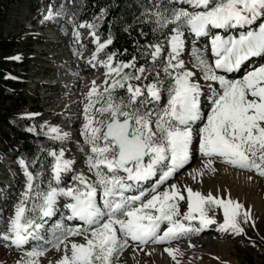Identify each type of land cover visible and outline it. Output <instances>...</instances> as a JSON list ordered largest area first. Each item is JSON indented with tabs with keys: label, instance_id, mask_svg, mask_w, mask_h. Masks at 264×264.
Listing matches in <instances>:
<instances>
[{
	"label": "snow or ice",
	"instance_id": "1",
	"mask_svg": "<svg viewBox=\"0 0 264 264\" xmlns=\"http://www.w3.org/2000/svg\"><path fill=\"white\" fill-rule=\"evenodd\" d=\"M177 3L192 10L178 8L156 13L158 28L172 25L166 33L167 53L159 44L148 45L150 63H161L169 77L167 100L159 107L147 108L148 103L160 104L161 87L158 80L140 83L147 81L151 73L137 65L136 57L117 61V53L111 52L99 61V53L111 46L113 40L102 41L95 25H80L92 29L97 49V56L89 63L104 67L110 80L105 81L103 93L95 86L92 88L90 102L84 109L86 123L82 135L91 146L87 165L96 180L90 182L83 173H76L71 176L70 186H61L63 176L73 171V162L65 159L62 148L47 153L52 158L47 179L43 171L34 174L29 164L20 160L26 188L10 229L0 233V240L17 249L30 241L42 242L26 250L25 264H38V258L48 250L43 245H64L65 255L60 264H113V256L127 248L129 241L138 246L167 244L200 234L217 224L209 215L216 208L222 209L223 214L217 231L244 233L242 224L250 222V212L242 204L230 198L205 196L190 187L169 185L168 181L190 162L193 127L198 122V149L209 158V163L218 157L264 176V66L237 80L218 74L234 72L251 58L264 56V0ZM186 31L197 38L210 37L211 63L202 49L196 48L194 52V67L202 73L199 78L181 59ZM129 69L134 71H126ZM201 79L211 82L206 85V116L201 108ZM116 89H123L127 99H118L114 95ZM103 99L106 104L98 111L109 114L107 122L97 121L90 114L94 103ZM48 134L56 141L67 137L54 126L48 128ZM162 186L164 190L160 191ZM61 199L68 214L61 213L60 219L46 229L48 220L57 215ZM181 201L187 207L183 215ZM73 221L81 223H66ZM45 230L49 233L47 239L42 234ZM73 236H82L85 242H72L68 255L66 242ZM165 251L176 259L178 250L168 247Z\"/></svg>",
	"mask_w": 264,
	"mask_h": 264
},
{
	"label": "rangeland",
	"instance_id": "2",
	"mask_svg": "<svg viewBox=\"0 0 264 264\" xmlns=\"http://www.w3.org/2000/svg\"><path fill=\"white\" fill-rule=\"evenodd\" d=\"M44 7L45 0H15L14 2H12L8 8L6 15L0 19V39H13V37L16 36V39L19 40L18 42L21 43V48H25V51H27L21 54H17V56H10L11 58H9V61H11L12 64L17 61L15 60L16 58L22 56L23 58L27 59L28 54L30 55L29 57L31 59L28 60L24 67V69L28 72L26 84H21V89H24L33 95L37 93L36 97L39 99L38 104L42 108V111L39 112L40 115L39 118H37L36 123H39L40 120H45L48 121L49 124H51L52 122L57 121V119H53V116L55 114H58V111L62 110L66 102L67 106L71 107L79 101L81 102V104L88 105V103L90 102L88 97L91 91L89 93L65 94L64 92L61 93L60 90L58 92L55 89L54 94H57L56 99H54V97H52L51 99V96H49L48 98L38 96V94L43 95L46 91L42 89V84L38 82V80L43 81V76L45 74L44 65L47 62H50V58L58 59L62 56L61 53H57L55 55L46 54L47 50L49 49V43L48 41H45V38L41 39L39 36L38 42L34 40L35 37H37V35L39 34V30L37 29L41 25L39 20H37V17L40 16L38 14L40 13V11H43ZM178 8H186L188 10H192L188 5L177 3V0H174V2L172 3L161 2L160 8L157 11H170L172 9ZM31 20H35V22ZM53 28L54 26H52L49 31H55V29ZM156 30H158V27ZM159 30L161 31L162 29L159 28ZM40 32H44V30H40ZM207 44L208 43H206L204 47L200 46L199 43H191V45L185 44V51L181 55V59H183L186 68L195 71L197 74V78L201 77L202 73L198 68L194 67L195 49H202L210 63L213 60L210 50L211 48H207ZM63 49H67L66 44H64ZM190 52L192 54H190ZM15 66H17L18 69H21V66L16 64ZM260 66H264V56L253 57L249 61L244 62L241 65V71L239 68L238 70L231 73L218 72V74L225 75L229 80H237L242 79L243 76L246 75L249 71L254 70ZM154 69L163 71V66H155ZM200 83L204 93L201 97V108L202 112L206 116L208 114V101L205 97L209 95L206 85L211 82H205L201 79ZM94 86L99 89L100 93L103 91V87H97L96 85ZM46 92L52 93L54 91L47 90ZM50 99L55 100V102L49 104L48 101ZM74 99L80 100L75 101ZM105 104L106 99L99 100L98 102L94 103L93 108L99 109V107L101 108ZM53 108H55L54 112L49 111ZM199 127L200 122H198L193 127L194 141L190 162L186 164L184 168L180 169V171L172 179L179 178L187 187L191 188L192 186L199 192H201L200 189L204 187L203 183L205 181H209L210 183L208 182L206 184L207 191L202 194H204L205 196L211 194L213 196L222 197L225 199L230 198L235 202H239L243 205L244 210L250 212V222L247 224H242L244 233L241 235H233L230 232L222 233L221 231H217L218 225L215 224L212 225L214 229H206L198 235L184 237L180 240L172 241L167 244L149 243L147 244V246L151 249H154L155 247L157 248V246L158 248H161V264H177V260L179 261V264H198L196 262L195 254H199L198 259L201 261V264H205L203 262H205L207 259H210L207 264H252L249 262V257H252L254 261L259 264L263 261L261 255L264 254V176L259 175L255 170L241 169L237 166L225 163L223 162L222 158L218 157L212 158V162L209 163V158H206L202 154H200L198 149L199 137L196 136V132L198 131ZM53 141L54 140H51V143ZM47 142H50V140H47ZM54 143L55 142H53L52 145H54ZM58 143L61 142L57 141V144ZM62 143L63 144L59 149L62 148L64 150L65 158L67 159L74 152L73 144L65 141H62ZM9 145L10 144L6 143V140H0V189L4 187L7 182L4 177V173H7L8 170H10L14 177L12 180H10V182L7 183L17 184V194H15L14 200L9 203L7 209L0 210V233H7L9 231L10 221L14 218L16 209L12 203L14 201L20 203L22 199V193L25 191L27 182L26 177L20 175L21 172L19 171L21 164L13 168L8 166L9 169H4V160L7 161V159H5L3 154L5 153L6 156L13 157L17 153V151L11 146L9 147ZM48 149L49 148H47L46 150L48 151ZM70 149L72 152L70 151ZM21 159L22 158L18 156L16 161L20 163ZM34 168L36 169V173L41 172L36 167V165L34 166ZM87 169L88 170L86 171V173H90L88 165ZM225 171L229 173L228 177L226 176ZM230 172L234 177L238 178L234 179V181H236V184H232L233 180L231 178L232 175L230 174ZM72 175L73 174H71V176ZM188 175H191L190 181H186L185 177ZM85 176L91 182L94 174H87ZM48 178H50V175H48ZM205 178H207V180ZM95 180L96 177L94 178V182ZM145 186L147 187V185ZM7 190L8 188L0 190V205H3L4 203L2 197L4 194H6ZM250 197L252 200H250ZM58 205L59 211L57 212V220H48V224L45 226L46 229L53 226L54 223L60 219L61 213H63L64 215L68 214L67 210L63 207V204L58 203ZM0 208L2 207L0 206ZM186 211V202L181 201V214L183 215ZM209 215L213 216L216 220H220L221 223H223L222 209L216 208L214 211H210ZM66 223L78 224L81 222L73 221ZM42 234L45 236V239H47L46 237L49 235V233L45 230ZM75 237L79 238L82 236H73L70 238ZM254 238L261 243L258 244V242L254 240ZM134 243L135 242L129 241V244L131 245ZM40 244H42V242L30 241V243L24 246V248L17 249L14 246H11L8 241L0 240V264H25V261L27 259L26 250L36 248ZM168 247H171L174 250H178L175 251V260L172 258V255H169V253L165 251V248ZM47 249L48 250L45 252V254L38 258V264H60V261L65 255L64 245H61L59 248L49 246ZM225 250H227V252H225ZM67 254H71L70 247H68ZM133 258L134 256L131 257V255H129L128 248H125L118 254V256L114 255L112 261L113 264H134L135 260Z\"/></svg>",
	"mask_w": 264,
	"mask_h": 264
},
{
	"label": "trees",
	"instance_id": "3",
	"mask_svg": "<svg viewBox=\"0 0 264 264\" xmlns=\"http://www.w3.org/2000/svg\"><path fill=\"white\" fill-rule=\"evenodd\" d=\"M14 1L0 0V19L6 15L10 4ZM129 3V0H86L88 7H92L95 11H103L102 35L113 40L110 49L117 53L116 58L120 61H129L132 57H136V63L140 65L148 60L141 56L143 50L150 53L148 45L161 44L166 47V33L172 25L156 31L149 22L140 20L125 27L124 24L131 16ZM18 41L16 36L13 39H0V140H6V143L10 144L9 147L15 149L17 154L29 164V169L34 174L36 169L33 164L44 172V178L47 179L52 160L47 153L52 149L56 150L57 144L52 145L54 141L51 143L52 139L47 130L35 129L34 118L30 116L41 107L35 94L34 96L21 89V84L26 82L27 72L24 67L28 58L17 60L14 64L9 61L10 54L23 50ZM15 64L21 66V69ZM151 79L152 76L149 75L148 82ZM29 128L33 131H28ZM46 148L49 150L47 151ZM254 240L258 244L261 243L255 238ZM261 256L263 261L259 264H264V254ZM248 259L250 263L257 264L252 257Z\"/></svg>",
	"mask_w": 264,
	"mask_h": 264
},
{
	"label": "bare ground",
	"instance_id": "4",
	"mask_svg": "<svg viewBox=\"0 0 264 264\" xmlns=\"http://www.w3.org/2000/svg\"><path fill=\"white\" fill-rule=\"evenodd\" d=\"M242 70V69H241ZM240 70V71H241ZM239 73V72H238ZM224 168H225V166H224ZM227 169V168H226ZM227 171V170H226ZM225 171V174H226V176L228 177V175H229V173L228 172H226ZM233 173V172H232ZM230 174H231V172H230ZM232 176H231V178H232V180H233V183L232 184H234L236 181H234V179L236 178V177H234L233 176V174H231ZM186 178V181H190L191 180V175H188V176H186L185 177ZM206 180H207V178H205ZM204 179V180H205ZM229 179V178H228ZM236 179H238V178H236ZM185 181V182H186ZM231 181V180H230ZM238 181V180H237ZM209 181H205L203 184H204V187L203 188H199L200 189V191H201V193H204V192H206L207 191V183H208ZM210 183V182H209ZM168 184L169 185H171V184H177V185H179V186H181V188L182 189H185V188H187V186L184 184V182H182L181 181V179H179V178H177V179H171V180H169L168 181ZM200 184H202V183H200ZM227 184V183H226ZM225 184V185H226ZM236 184V183H235ZM209 185V184H208ZM191 188L195 191H197V189L196 188H194V187H192L191 186ZM211 188V187H210ZM208 189H209V186H208ZM164 190V187L162 186L161 187V189H160V191H163ZM213 190V189H212ZM242 190V189H241ZM250 200H252L251 199V197H250ZM72 242H75V243H84L85 241H84V238L83 237H75V238H69V241H67L66 243L68 244V247H70V245H71V243ZM128 248V250H129V255H131V257H133L134 256V260H135V263L134 264H161V262H162V259H161V254H162V252L160 251L161 250V248H158V246H157V248L155 247L154 249H151V248H149L147 245H144V246H138L137 244H136V242L134 243V244H129V246L127 247ZM225 252H227V250H225ZM195 256H196V262L199 264H201V261L198 259V257H199V254H195ZM219 259V258H218ZM210 261V259H207L205 262H203V263H205V264H207L208 262ZM133 262V261H132Z\"/></svg>",
	"mask_w": 264,
	"mask_h": 264
},
{
	"label": "built area",
	"instance_id": "5",
	"mask_svg": "<svg viewBox=\"0 0 264 264\" xmlns=\"http://www.w3.org/2000/svg\"><path fill=\"white\" fill-rule=\"evenodd\" d=\"M68 58H70V56H68ZM60 63L67 68L69 65H71L73 63L77 64V61L75 59H72V61L71 60L70 61H60ZM51 73L54 74L55 71H53ZM95 75H97V71H95V70L86 71L84 77H79L76 75V76H74L75 78L73 79V83L69 86H70V88H72L73 91H75L74 92L75 94L86 93L85 91L87 90L88 86L85 85L84 82L88 81L87 77L90 78V77H93ZM78 100H80V99H78ZM86 106L87 105L81 104V102L79 101L78 103L74 104L71 107V113L74 114V118L72 119L74 125H71L72 127L69 129L70 130L69 134H77L84 128V124L86 123L85 116H84V109ZM98 110L99 109H91L90 114H92L97 121L105 122L106 116H103ZM82 132H83V130L80 133H82Z\"/></svg>",
	"mask_w": 264,
	"mask_h": 264
}]
</instances>
